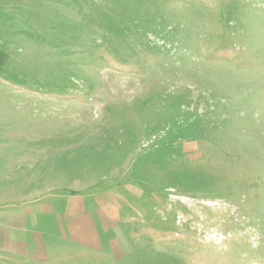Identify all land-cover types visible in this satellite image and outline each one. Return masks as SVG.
I'll list each match as a JSON object with an SVG mask.
<instances>
[{
    "label": "rangeland",
    "instance_id": "1",
    "mask_svg": "<svg viewBox=\"0 0 264 264\" xmlns=\"http://www.w3.org/2000/svg\"><path fill=\"white\" fill-rule=\"evenodd\" d=\"M0 55V264H264V0H0Z\"/></svg>",
    "mask_w": 264,
    "mask_h": 264
},
{
    "label": "crops",
    "instance_id": "2",
    "mask_svg": "<svg viewBox=\"0 0 264 264\" xmlns=\"http://www.w3.org/2000/svg\"><path fill=\"white\" fill-rule=\"evenodd\" d=\"M75 216H76V214L73 211V218L70 219V222H69L70 225L72 226V229H73V226L76 227L78 225H83L85 223L84 219L78 220L77 217H75ZM80 223H82V224H80Z\"/></svg>",
    "mask_w": 264,
    "mask_h": 264
},
{
    "label": "trees",
    "instance_id": "3",
    "mask_svg": "<svg viewBox=\"0 0 264 264\" xmlns=\"http://www.w3.org/2000/svg\"><path fill=\"white\" fill-rule=\"evenodd\" d=\"M4 63H5L4 57H0V72H1V69H2V66H3Z\"/></svg>",
    "mask_w": 264,
    "mask_h": 264
}]
</instances>
